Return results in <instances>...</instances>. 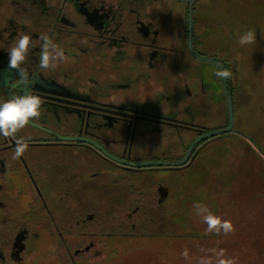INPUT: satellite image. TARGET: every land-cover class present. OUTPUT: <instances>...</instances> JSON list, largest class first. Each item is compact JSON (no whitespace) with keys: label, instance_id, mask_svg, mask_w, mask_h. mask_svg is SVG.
<instances>
[{"label":"flooded vegetation","instance_id":"1","mask_svg":"<svg viewBox=\"0 0 264 264\" xmlns=\"http://www.w3.org/2000/svg\"><path fill=\"white\" fill-rule=\"evenodd\" d=\"M220 1L0 0V100L20 90L18 33L32 36L21 67L43 99L18 160L0 136V264H104L112 235L178 224L202 185L218 199L205 177L224 132L204 135L229 125L210 110L232 78L213 74L228 67L200 32ZM42 33L65 50L55 69L39 66Z\"/></svg>","mask_w":264,"mask_h":264},{"label":"rangeland","instance_id":"2","mask_svg":"<svg viewBox=\"0 0 264 264\" xmlns=\"http://www.w3.org/2000/svg\"><path fill=\"white\" fill-rule=\"evenodd\" d=\"M203 25L201 50L224 60L232 73L228 91L220 92L222 99L210 111L215 112V123H223L231 104L233 129L219 134L211 144L221 140L219 157L210 168L216 176L205 177L220 184L218 199L203 197L207 189L203 185L196 189L200 196H195L215 214L230 218L236 231L226 237L205 235L206 225L192 203L184 218H175L178 224L152 233L112 235V250L104 264H196L203 255L200 247L223 248L238 264H264V252L248 259V252L251 255L264 242V0H221L215 16L205 18ZM248 29L256 32V42L241 47L239 35ZM211 151L199 163L213 161ZM185 248L189 260L181 256Z\"/></svg>","mask_w":264,"mask_h":264},{"label":"clouds","instance_id":"3","mask_svg":"<svg viewBox=\"0 0 264 264\" xmlns=\"http://www.w3.org/2000/svg\"><path fill=\"white\" fill-rule=\"evenodd\" d=\"M12 47L8 52V67L17 70L18 83L14 88L19 91H11L7 99L0 100V136L15 140V151L12 158L18 160L26 151L27 144L21 138L17 139L16 134L30 124L31 121L38 119L41 115L40 109L43 99L30 90L29 74L21 65L25 62L32 46V36L27 33H18ZM42 41L40 45L39 66L42 69H55L60 63L66 60L65 50L55 43L47 33L39 36ZM257 34L254 30L248 29L239 35L238 45L243 47L256 42ZM218 78L224 79L232 76L229 69L217 66L213 73ZM196 215L202 223L206 225L205 235L223 234L225 237L234 234L236 227L230 218H225L215 214L207 205L196 203L194 205ZM203 253L196 264H238L236 257L228 256L223 248L205 249L199 248ZM185 260H189V250L185 248L181 252Z\"/></svg>","mask_w":264,"mask_h":264},{"label":"water","instance_id":"4","mask_svg":"<svg viewBox=\"0 0 264 264\" xmlns=\"http://www.w3.org/2000/svg\"><path fill=\"white\" fill-rule=\"evenodd\" d=\"M190 35H191V32H190ZM232 120H233V114H232V107H231V104H230V119H229V125L225 129H221V130H217V131H212V132L206 133L204 135V137H206L208 135H213V134L221 133V132L231 131L233 129V127H232Z\"/></svg>","mask_w":264,"mask_h":264},{"label":"trees","instance_id":"5","mask_svg":"<svg viewBox=\"0 0 264 264\" xmlns=\"http://www.w3.org/2000/svg\"><path fill=\"white\" fill-rule=\"evenodd\" d=\"M251 251H252L251 255H249L250 252H248V259L252 260V258L257 257L258 255H260L264 252V242H263V245L259 246V248H257V247L253 248ZM263 261H264V257H263Z\"/></svg>","mask_w":264,"mask_h":264}]
</instances>
